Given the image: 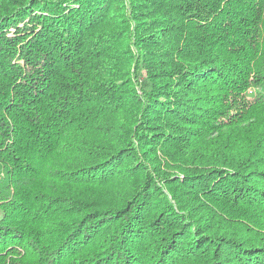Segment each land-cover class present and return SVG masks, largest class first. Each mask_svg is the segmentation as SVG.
I'll list each match as a JSON object with an SVG mask.
<instances>
[{
  "label": "trees",
  "instance_id": "obj_1",
  "mask_svg": "<svg viewBox=\"0 0 264 264\" xmlns=\"http://www.w3.org/2000/svg\"><path fill=\"white\" fill-rule=\"evenodd\" d=\"M0 264H264V0H0Z\"/></svg>",
  "mask_w": 264,
  "mask_h": 264
},
{
  "label": "built area",
  "instance_id": "obj_2",
  "mask_svg": "<svg viewBox=\"0 0 264 264\" xmlns=\"http://www.w3.org/2000/svg\"><path fill=\"white\" fill-rule=\"evenodd\" d=\"M248 92L251 93V90H249Z\"/></svg>",
  "mask_w": 264,
  "mask_h": 264
}]
</instances>
